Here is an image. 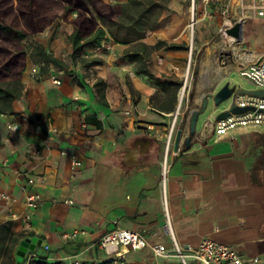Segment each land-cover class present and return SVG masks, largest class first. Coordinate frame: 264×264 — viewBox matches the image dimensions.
<instances>
[{
  "label": "crops",
  "instance_id": "crops-1",
  "mask_svg": "<svg viewBox=\"0 0 264 264\" xmlns=\"http://www.w3.org/2000/svg\"><path fill=\"white\" fill-rule=\"evenodd\" d=\"M260 26L264 27V19L254 16L242 25L241 40L255 51H261L264 43L254 47L251 42ZM71 31L70 23L63 22L32 37L63 63L62 83L57 86L50 81L52 63L28 58L12 112L0 113V192L22 201L27 191L38 190L43 201L26 230L20 221L8 220L10 210L24 212L22 205L8 208L0 202V225L10 223L12 232L23 235L10 244L9 253L0 252V264H17L20 241L34 236L41 245L27 251L24 264L29 255L28 264H111L95 241L116 226L147 227L156 233L148 238L151 244L172 248L164 228L160 161L177 106L162 111L151 102L157 87L119 57L127 44L114 43L108 36L111 50L90 53L95 46L91 45L77 58L68 38ZM247 35L251 40L246 44ZM166 53L159 55L164 63L152 73L173 79L169 67L182 68L187 49ZM217 65H206L209 80L205 85L201 81L191 110L198 109L203 95L216 84L217 91L234 71ZM43 68L46 72H41ZM188 118L183 112L177 119L181 151L171 157L165 184L174 237L180 245L191 247L211 237L233 247L244 259L258 258L257 264H264V126L240 127L217 138L206 121L196 128L186 150ZM8 124H17L18 129L12 131ZM71 156L81 163L79 167L72 168ZM5 159L8 165L3 166ZM27 177L39 180L32 185ZM64 199L73 203L65 204ZM73 230H84L85 235L75 240L62 237ZM122 251L125 264H181L175 255L155 256L148 247Z\"/></svg>",
  "mask_w": 264,
  "mask_h": 264
},
{
  "label": "built area",
  "instance_id": "built-area-1",
  "mask_svg": "<svg viewBox=\"0 0 264 264\" xmlns=\"http://www.w3.org/2000/svg\"><path fill=\"white\" fill-rule=\"evenodd\" d=\"M197 1L200 2L201 10H197ZM203 13V18L213 20L217 18L216 36L212 46L216 53V59L222 66H229L232 70L236 71L241 77L246 79L254 86V89L264 91V45L261 51H255L246 46L241 38L227 33L229 28L235 24L241 23L243 25L245 19L249 16L259 17L264 19V0H191V14L188 23V28L191 33V38L188 43L187 57L184 66L181 68L179 65L173 64L169 67L173 73L172 78L180 82L178 91V105L172 113L170 126L167 130L165 137L164 152L160 161V175L161 187L163 191V203L165 213L164 228L172 241V248L167 250L164 244H151L149 236H154L156 233L152 232L149 228L143 227L140 230H131L116 226L110 231L104 233L96 241V246L102 250L105 256L110 257L111 264H125L126 256L122 248H128L136 251L144 248H150L155 256L161 255H175L179 258L181 264H257L258 258L250 260L244 259L233 247L224 244L211 237H204L196 247L190 245L182 246L174 237L171 216L167 210V200L165 193V184L169 169L171 166V157L177 155L181 151V146L177 151L173 150V140L176 132V122L178 117L183 113L182 103H188L189 91L187 90L189 81L192 77L191 64L192 52L194 48L193 32L197 22L199 13ZM243 30V29H242ZM103 49L111 50L107 42H102L94 46L93 52L99 53ZM157 64L164 63L163 56L156 57ZM132 74V72H130ZM66 70L62 67H52L49 70V79L53 85H60L62 78L65 76ZM216 86L208 93L211 96L216 92ZM229 102L226 107L230 110L232 107H251L252 110H247L243 113H230L225 118L215 119V112L209 113L206 125H210L213 134L219 138L228 132L247 126H264V97L253 94H233L227 100ZM7 127L16 131L17 124H8ZM148 126V129H152ZM56 132V128L51 129ZM65 154V151H61ZM2 165H8V160L2 161ZM72 168L79 167L81 163L71 156ZM39 178L27 177L29 184H35ZM0 202L9 207L21 204L24 212L20 213L15 210H10L8 213L9 221H20L24 230L30 228V219L33 211L42 205V195L38 190L27 191L22 201L9 193L0 192ZM52 202H56L52 199ZM63 203L72 204L71 199H64ZM216 231V228L213 229ZM80 235H85L84 230H73L62 235L63 238L75 240ZM45 250L49 249L47 244H44ZM170 253V254H169ZM32 258L28 256L27 264ZM59 264H65L62 261ZM94 264H96L94 262Z\"/></svg>",
  "mask_w": 264,
  "mask_h": 264
},
{
  "label": "trees",
  "instance_id": "trees-1",
  "mask_svg": "<svg viewBox=\"0 0 264 264\" xmlns=\"http://www.w3.org/2000/svg\"><path fill=\"white\" fill-rule=\"evenodd\" d=\"M126 1L127 4H134V0ZM122 7L121 3L110 4L105 0H0V113H11L13 110V101L22 90L21 77L28 56L33 60L50 62L55 67H63V63L47 53L41 44L32 41L24 43L27 38L42 31L56 19H63L72 27L68 38L73 46V57H76L88 46L107 42L108 36L117 41L105 23L113 21L119 13L118 9ZM141 38L139 36L135 39ZM135 39L123 40L122 43L129 44ZM140 46L146 48L141 42ZM180 48L179 45L171 47ZM139 52L135 55H140ZM138 60L142 61L143 57ZM41 72H46V69L43 68ZM137 73L147 76L165 95L157 109L174 110L180 82L155 76L147 69L145 62L137 68ZM86 119L99 124L91 120V116H86ZM22 236L11 231L10 223L0 225V252L9 253L12 249L10 244L17 243ZM24 262L25 259L22 264Z\"/></svg>",
  "mask_w": 264,
  "mask_h": 264
},
{
  "label": "rangeland",
  "instance_id": "rangeland-1",
  "mask_svg": "<svg viewBox=\"0 0 264 264\" xmlns=\"http://www.w3.org/2000/svg\"><path fill=\"white\" fill-rule=\"evenodd\" d=\"M105 1L110 4L121 3L123 5L122 8L118 9L119 13L117 14L116 18L113 21L105 23L106 28L112 31L114 38L117 41H121H113L114 43L123 44V40H131L142 36L141 39H135L127 44V47L123 50L122 55L119 56L126 62L133 64L136 73L137 68L142 64V62L146 63L147 69L150 71V73L153 71L157 73L156 67H158V64L156 62V57L159 55L166 56L167 51L175 50L171 49L173 45L181 46L182 48L180 49L188 48V43L191 38V33L188 28L191 14V0H134V4H127L126 0ZM196 4L197 10L200 11V2L197 1ZM70 16L72 17V14ZM250 17L251 16H249V19ZM198 18L200 20L197 22L195 30L192 34L194 48L192 52L191 64L192 77L187 88L189 91V101L188 103H185V101L182 103L184 118H187L188 115H190V112L193 110H191V99L193 96L197 95V89L201 84V79L205 76H208L206 65L211 67L212 64L217 65L218 63L216 57L212 55L213 50L210 47L213 41L217 38L214 32L217 24V18L208 20L203 18V13L201 12L199 13ZM63 22L69 24V22L63 19H56L53 23L47 25L42 31L47 28L55 29ZM33 36L27 38L24 43H29L31 41L35 42V40L32 39ZM246 38L247 44L248 41L251 40V37L250 35H247ZM140 42L146 45L145 49L141 48ZM251 42H253L254 47H258L264 42L263 26H260L257 29V35L253 41L251 40ZM263 45L264 43L261 46V50L263 49ZM93 49H91L92 51H90V53H93ZM138 50H140V52ZM102 52L108 51L103 49L99 53L102 54ZM137 52H139L140 55L138 54L136 56L135 54ZM185 54L186 53H184V55ZM81 55H83V52H80L79 56L76 57L79 58ZM140 57H143L142 61L138 60ZM28 58L30 57L28 56ZM225 67H227V65ZM226 82H229L230 86H237V88L241 87L244 89H254V86L246 79L241 77L236 71L231 72L229 76L223 81V83L219 85L218 89ZM178 91L176 95V106L178 105ZM164 98L165 95L157 88V92L151 97V102L154 101L153 103L160 105ZM228 104V101L222 102L217 107V112L224 110ZM212 108V102L209 100L207 108L199 115L196 124L197 130H199L203 123L207 121V117Z\"/></svg>",
  "mask_w": 264,
  "mask_h": 264
},
{
  "label": "water",
  "instance_id": "water-1",
  "mask_svg": "<svg viewBox=\"0 0 264 264\" xmlns=\"http://www.w3.org/2000/svg\"><path fill=\"white\" fill-rule=\"evenodd\" d=\"M228 34L241 38L242 36V24L237 23L232 28L227 30ZM253 94L260 97H264V91L258 89H240L235 85L230 86L229 82H226L220 87L213 96L210 93H206L202 97L201 106L199 109H193L189 115V135L184 139L183 143L185 145V149L188 150L191 147V140L193 136L196 134V124L199 118V115L205 111L207 108L209 100H211L213 105V111L217 109V107L224 101H227L229 97L233 94ZM251 107H232L230 110L225 108L224 110L218 112L215 115V119H221L228 116L230 113H243L247 110H252ZM182 136V130L177 129L174 135L173 140V150L177 151L179 148L180 140ZM37 245H41V240H39L36 236L34 237H25L22 239L16 250V262L17 264H22L24 257L27 251H33Z\"/></svg>",
  "mask_w": 264,
  "mask_h": 264
},
{
  "label": "bare ground",
  "instance_id": "bare-ground-1",
  "mask_svg": "<svg viewBox=\"0 0 264 264\" xmlns=\"http://www.w3.org/2000/svg\"><path fill=\"white\" fill-rule=\"evenodd\" d=\"M241 41H242V40H241ZM217 66H218V65H217ZM214 74H215V73H214ZM218 76H219V75H218ZM208 78H209V76H205V77L202 78V80H201V81H202V85L207 84V82H208V80H209ZM199 97H200V96H199ZM209 128H210V127L206 126V130L209 129ZM210 129H211V128H210ZM210 129H209V130H210Z\"/></svg>",
  "mask_w": 264,
  "mask_h": 264
}]
</instances>
